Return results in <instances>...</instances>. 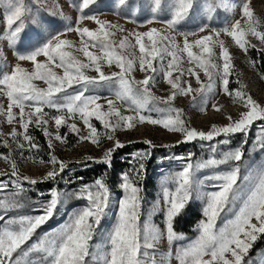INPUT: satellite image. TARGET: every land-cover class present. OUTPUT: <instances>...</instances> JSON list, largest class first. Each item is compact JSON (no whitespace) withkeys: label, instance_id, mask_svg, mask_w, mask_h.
<instances>
[{"label":"snow or ice","instance_id":"snow-or-ice-1","mask_svg":"<svg viewBox=\"0 0 264 264\" xmlns=\"http://www.w3.org/2000/svg\"><path fill=\"white\" fill-rule=\"evenodd\" d=\"M96 0H81L79 10L81 13L93 5ZM127 0H118V4L123 6ZM5 8V23L9 29L7 40L9 45H14L19 39L25 24L24 18L28 12L24 0H0ZM194 0H151L150 12L155 18L161 11L170 13V18L166 20L167 28L171 33H175V27L186 20L193 11ZM217 7H223L231 11L235 6L227 0H219L218 3H209L205 11L211 14ZM241 19L235 20L231 25L223 28V34L231 37L232 41L240 49L247 52L251 45L249 36L254 37L264 46V24L254 14L250 7L249 0H244L240 9ZM83 19L94 21L98 27L90 30L87 27H80ZM243 20V23L241 21ZM153 21L150 19L148 23ZM113 29L123 32L119 25H112L108 21L101 20L95 15L81 16L77 20V27H69L67 31H75L80 37L79 47L87 61L78 59L71 49L73 42L62 39L61 35H54L46 40L39 47L28 54L18 56L20 61H30L33 65L31 71L16 64L10 73L3 74L0 78V93H3L8 100L6 111L0 109V115L6 116L9 124L13 123L17 115L19 116L20 127L25 129V133L30 123L37 126L47 124L43 119L46 113L43 106L56 108L58 111L67 110L69 117L79 113L84 124L89 128L87 136H81L82 140H90L93 144L99 143L100 133L93 127L89 120L95 116L103 124L106 132L104 135L109 140H114V146L105 151L100 161L110 165L112 153L124 147V145L114 137L116 128L131 129L136 123H149L160 125L168 131H178L184 136L185 141L196 139L212 140L214 137L224 134L247 133L248 128L254 121H264V106L258 104L245 91L244 86L234 93L228 89V76L234 65L232 57L225 46L224 41L219 39L221 32L214 31L209 35L200 36L198 39L189 41V36L196 33H180L183 35L182 46L177 43L174 34L170 32L150 28L148 31L128 32L117 42L112 39L115 36ZM200 28V32H204ZM86 38V39H85ZM134 40V43L132 42ZM219 47V59L223 61L222 66L215 61L217 55L215 48ZM99 50V54L90 51L89 48ZM131 48L132 52L124 55V52ZM138 48L139 56H136ZM195 49V50H194ZM264 50V49H262ZM184 54L187 56V64L191 65L187 69L182 67ZM43 56L44 61L37 58ZM170 57L167 65H160L163 71L164 80L171 86V93L166 98L156 97L150 91V84L155 80L154 75L146 74L143 80L130 78L134 67L138 61L140 71L146 73H156L158 68L154 61H163L165 57ZM111 66L115 64L120 69L119 72L105 74L102 65ZM194 66V67H192ZM53 67L61 68L63 75L57 74ZM86 69H92L98 76L93 77L86 74ZM203 71L207 78L206 83L201 82L196 71ZM173 71L179 73L173 77ZM187 72L196 77L200 86L192 89L189 84L184 87L181 83V76ZM219 77L225 93L233 97V102H241L245 111L239 114V119H229V124L225 126L212 125L208 132L197 131L186 126L182 119L183 112L179 108L172 106L171 102L179 95H190L193 91L198 95L205 96L211 92ZM41 80L47 87H38L34 81ZM118 85L116 99L130 102L134 115H123L113 100H107V111L97 103L99 97L85 96L84 91L75 95L66 94V89L74 84L81 85L87 90L89 85L95 86L100 83H113ZM187 83V82H184ZM57 94H64L65 103H58ZM152 102H159L166 105V108L157 109L161 114L159 118L153 119L151 116L142 115V110L146 109ZM213 109L219 111L217 105H212ZM13 108H18L19 113H14ZM26 108L28 111H26ZM33 117L35 120L33 121ZM115 118V122L113 119ZM57 129L66 123L64 115L52 117ZM74 132L79 130L75 124L68 125ZM45 135H50L46 128L43 129ZM11 135H17L13 129ZM24 139L31 141V137L24 134ZM56 140L63 142V138L57 134ZM226 142V141H222ZM144 143L151 145V141ZM51 143L49 147L51 148ZM264 146V142H262ZM31 147H36L32 144ZM135 158H141L146 153L133 154ZM243 152L237 148L224 154L223 159H209L202 163L193 165L186 164L182 171L175 174L173 183L175 190L163 188L165 205V230L144 221L140 223V209L142 201V189L138 187L129 174L121 177L119 187L123 191V196L119 200V211L117 220L112 231L107 237V247L104 250H92L93 236L109 209L111 191L103 178L95 180L91 186H84L81 195L84 196L88 205L72 213L69 221L58 231L51 235H45L38 244H33L27 249L22 248L30 240L36 229L48 221L54 214L58 205L62 202L64 194L53 189L50 193L51 200L45 205L43 214L38 216H24L19 219H11L0 229V264H22V258L27 257L31 252L43 253V264H89L88 257L100 264H157L154 259V252L157 243L161 238H166L169 244L174 240L183 239L173 229V218L180 212L192 196L194 187V172L198 168L214 167L228 161H240ZM11 165V175L17 180H26L31 184H36L35 179L27 176L20 177L17 166L11 160V154L4 157ZM54 167L47 172L44 179H54L58 174L55 166L59 165V171L67 166L64 162L58 161L55 155H50L48 161ZM43 163V161H41ZM144 165L140 164V170ZM140 170L136 176L139 178ZM5 175V173H0ZM220 183L218 190L206 194L207 204L204 208V215L207 218L199 225V236L187 247L177 252V259L180 264H244L252 244L257 240L258 234H264V166H261L255 173L245 176L246 187H242L240 181L239 166L232 168L215 177ZM6 183H0V189L6 188ZM17 187L19 185L17 184ZM238 203V208L234 212L233 218L227 220L223 226L217 227L216 221L221 213L228 209L230 204ZM13 206L9 202L0 201V208L7 209ZM153 250V258L149 261V251ZM14 254H16L14 256Z\"/></svg>","mask_w":264,"mask_h":264},{"label":"rangeland","instance_id":"rangeland-1","mask_svg":"<svg viewBox=\"0 0 264 264\" xmlns=\"http://www.w3.org/2000/svg\"><path fill=\"white\" fill-rule=\"evenodd\" d=\"M81 0H24L28 12L24 18L25 27L20 34L19 39L14 45H9L7 40L8 27L5 23V8L0 4V78L3 74L10 73L12 68L18 63L21 67L31 71L33 65L30 61H20L19 55L28 54L30 51L39 47L46 40L54 35L62 34V39L73 42L74 48L70 51L80 60L87 61V58L76 49L79 47L80 37L75 31H67L69 27L76 28L77 20L81 16L95 15L101 20L108 21L112 25L121 26L124 31H115L112 38L119 41L122 36L128 32L148 31L150 28L161 29L170 32L167 28L166 20L170 18V13L161 11L156 14L155 18L150 12L151 0H127L123 6L118 4V0H96L93 5L85 9L83 13L79 10ZM219 0H194V9L189 17L175 27V39L182 46L183 35L180 33H196L195 36H189V41L198 39L200 36L209 35L214 31H220L219 39L224 41L225 46L232 57L234 68L228 76V89L235 92L244 86L243 91L252 97L258 104L264 106V76L259 73L257 64L253 57H264V46L254 37L249 36L251 45L247 52L240 49L234 44L231 37L223 34V28L231 25L235 20L241 19L240 9L244 0H227L235 7L231 10H225L223 7H217L211 14L204 9L209 3H218ZM250 7L262 24H264V0H249ZM152 20L151 24L148 20ZM243 23V20L241 21ZM80 27H87L94 30L98 25L92 21L83 19L80 21ZM204 28V32L199 29ZM86 39V38H85ZM134 43V40L132 41ZM90 51L99 54V50L89 48ZM195 50V49H194ZM219 47L215 48L217 55L216 63L222 66L223 61L219 59ZM132 52L129 48L124 52L128 55ZM136 56H139L138 48ZM44 61L45 57L37 58ZM170 57H165L163 61H154L158 68L156 73H146L140 71L137 61L131 77L135 80H143L146 74L154 75L155 80L150 84V91L156 97L166 98L171 91V86L165 82L163 71L159 70L160 65H167ZM191 65L187 64V56L184 54V63L182 67L187 69ZM194 67V66H192ZM53 70L63 75L61 68L53 67ZM105 74L119 72L120 69L115 64L111 66L106 63L102 65ZM86 74L96 77L98 74L92 69H86ZM201 82L207 81L203 71L196 69ZM173 77L179 75L173 71ZM187 82V83H184ZM34 83L41 88L47 85L36 80ZM181 83L184 87L189 84L192 89L198 88L196 77L187 72L181 76ZM118 85L113 83H100L95 86L89 85L87 90L81 85L74 84L71 88L66 89V94L75 95L84 91L85 96L99 97L97 103L107 111V100H113L116 107L125 116L134 115L130 102L116 99ZM58 103H65L64 94H57ZM172 106L182 110V119L187 127L197 131L208 132L212 125L225 126L229 124V119H239V114L246 109L242 103L233 102V97L225 93L219 77L216 78V84L213 90L205 96L192 92L190 95H177L171 102ZM219 107V111L213 109L212 105ZM8 105L7 97L0 93V109L6 111ZM167 106L159 102H152L142 110L141 114L151 116L153 119L161 115L157 109H163ZM26 111L28 109L26 108ZM14 113H19L18 108H13ZM44 120L47 124L37 126L34 122L30 123L27 131L20 127L19 116L9 124L6 116L0 115V183H6L7 187L0 189V201L9 202L13 206L7 209L0 208V229H2L9 220L19 219L24 216H38L43 214L45 205L51 200V191L56 189L64 194L62 202L58 205L53 216L40 225L29 241L22 248L27 249L33 244H38L40 239L46 234L58 232L70 219L72 213L86 207L87 199L82 196L81 189L84 186H91L98 178H103L111 191V200L106 215L101 220L92 241V250H104L107 247V237L112 231L117 220L119 211V200L123 196V191L119 187L121 177L129 174L135 180L138 187L142 189V201L140 209V223L149 221L161 231L165 230V205L163 197V188L175 190L173 177L176 173L182 171L183 167L192 163H202L209 159L221 160L224 154L239 148L243 152L240 161H228L227 163L218 164L214 167L198 168L194 172V187L192 196L185 204L183 209L173 218V229L183 239L174 240L171 244L166 238H161L157 243L154 252V259L157 264H180L177 259V252L187 247L192 241L199 236L198 225L202 220L207 218L204 215V208L207 204L206 194L217 191L220 181L215 179L216 176L230 171L232 168L239 166L240 181L242 187L247 186L244 181L245 176L255 173L257 169L264 166V121L257 120L248 128L247 133H235L225 136L221 134L212 140L196 139L185 141L184 136L178 131H168L160 125H153L147 122L136 123L131 129L116 128L114 131L115 139L119 140L124 147L116 149L111 156L110 165L97 162L100 161L106 150L113 148L114 140H109L104 133L106 129L100 120L95 116L90 117V124L100 133L99 143L93 144L90 140H82L81 136L89 134V128L84 124L79 113L68 116L67 110L58 111L56 108L43 106ZM64 115L66 123L59 126L55 124L52 117ZM115 122V118H112ZM35 117H33V121ZM75 124L78 132L71 131L68 127ZM44 128L50 135L46 136ZM15 129L17 135H11ZM24 134L31 137V141L24 139ZM59 134L63 142L56 140L55 136ZM45 141L46 147L42 146ZM151 141V145L144 141ZM226 141V142H222ZM51 143V148L49 147ZM34 144L36 147H31ZM70 146V147H68ZM11 154V160L17 166V172L20 177L27 176L35 179L36 184H31L26 180H17L11 175V165L6 162L4 157ZM146 153L141 158H135L133 154ZM50 155H55L60 162L67 166L63 171H59V165L55 168L58 174L54 179H44L47 172L53 170V165L49 163ZM42 156L44 159H42ZM43 161V163H41ZM144 167L140 170V164ZM140 170V176L137 178L136 172ZM84 173V177H79V173ZM99 174L98 178L94 175ZM17 184L19 187H17ZM238 203L230 204L228 209L221 213L217 219V227L233 218L234 212L238 208ZM186 228L189 229L188 232ZM147 260L153 258V250H148ZM16 254H14L15 256ZM89 264H100L99 261L86 258ZM22 264H43V253L31 252L27 257L22 258ZM244 264H264V234H258L257 240L252 244Z\"/></svg>","mask_w":264,"mask_h":264},{"label":"trees","instance_id":"trees-1","mask_svg":"<svg viewBox=\"0 0 264 264\" xmlns=\"http://www.w3.org/2000/svg\"><path fill=\"white\" fill-rule=\"evenodd\" d=\"M253 60L256 62L257 64V69L259 71L260 74H262L264 76V57L263 56H256V57H253ZM43 141V145L44 147H46V144H45V141L43 139H41ZM70 147V146H68ZM42 159H44V157L42 156ZM79 177H84V173H79ZM95 178H98L99 177V174H95L94 175ZM187 230H185L186 232L189 231L188 228H186Z\"/></svg>","mask_w":264,"mask_h":264}]
</instances>
